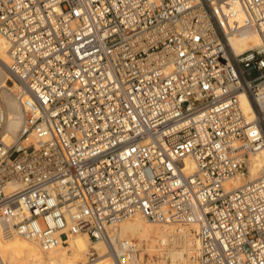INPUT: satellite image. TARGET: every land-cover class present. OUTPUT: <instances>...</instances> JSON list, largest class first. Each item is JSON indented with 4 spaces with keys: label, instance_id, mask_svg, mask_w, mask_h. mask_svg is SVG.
<instances>
[{
    "label": "built area",
    "instance_id": "2783aa9c",
    "mask_svg": "<svg viewBox=\"0 0 264 264\" xmlns=\"http://www.w3.org/2000/svg\"><path fill=\"white\" fill-rule=\"evenodd\" d=\"M0 37L22 109L6 144L0 107V239L145 264L117 236L140 216L188 228L195 264H264V167L225 187L264 150V0H0Z\"/></svg>",
    "mask_w": 264,
    "mask_h": 264
},
{
    "label": "bare ground",
    "instance_id": "6f19581e",
    "mask_svg": "<svg viewBox=\"0 0 264 264\" xmlns=\"http://www.w3.org/2000/svg\"><path fill=\"white\" fill-rule=\"evenodd\" d=\"M228 44L236 54L260 46L259 34L254 30L242 29L228 37ZM8 45L0 37V107L5 115L3 139L6 144L17 136L22 120V109L15 95L18 85L11 78L6 65ZM247 111V102L241 99ZM264 167V150L254 156L249 167V176H237L229 180L225 187L234 189L247 181L258 178ZM189 171L193 169L188 163ZM117 236L122 240L138 241L142 254L155 255L160 259L147 260L145 264H195L197 242L188 228L179 225H158L135 216L120 224ZM117 255L122 253L115 246ZM94 258L88 260L89 256ZM0 257L4 264H118L110 250L102 242H93L85 234L73 236L66 242L47 251L34 242L17 236L0 239ZM192 258V259H191Z\"/></svg>",
    "mask_w": 264,
    "mask_h": 264
},
{
    "label": "rangeland",
    "instance_id": "374dc122",
    "mask_svg": "<svg viewBox=\"0 0 264 264\" xmlns=\"http://www.w3.org/2000/svg\"><path fill=\"white\" fill-rule=\"evenodd\" d=\"M192 259V258H191Z\"/></svg>",
    "mask_w": 264,
    "mask_h": 264
}]
</instances>
